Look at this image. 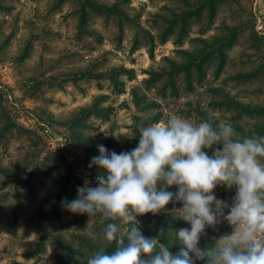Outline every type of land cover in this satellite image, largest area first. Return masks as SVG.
<instances>
[{"label": "rangeland", "instance_id": "374dc122", "mask_svg": "<svg viewBox=\"0 0 264 264\" xmlns=\"http://www.w3.org/2000/svg\"><path fill=\"white\" fill-rule=\"evenodd\" d=\"M173 115L264 135V0H0V264H87L111 221L62 201L97 186V145L131 151ZM213 193L230 207L236 187ZM181 207L138 216L142 235L178 252Z\"/></svg>", "mask_w": 264, "mask_h": 264}, {"label": "clouds", "instance_id": "9594fccd", "mask_svg": "<svg viewBox=\"0 0 264 264\" xmlns=\"http://www.w3.org/2000/svg\"><path fill=\"white\" fill-rule=\"evenodd\" d=\"M231 123L214 128L210 122L195 124L178 116L139 129L138 145L128 152L109 151L97 145L91 159L103 174L97 186L85 181L77 196L62 201L73 214H98L106 221V244L87 258V264H264V135L234 139ZM222 145L209 156L202 149ZM218 184L236 187L229 207L213 190ZM177 186V191L165 190ZM159 186V187H158ZM182 202L178 216L190 225L175 231L178 252L169 251L158 238H146L138 216L156 215L170 202ZM214 205V206H213ZM228 207L225 215L224 208ZM233 226L231 234L211 247H198L206 226L220 218ZM128 227L121 230V223ZM88 235L96 237L88 225ZM115 242V250L105 251Z\"/></svg>", "mask_w": 264, "mask_h": 264}]
</instances>
